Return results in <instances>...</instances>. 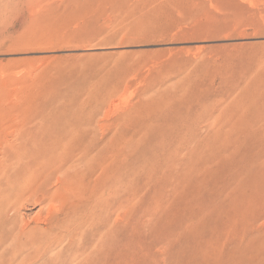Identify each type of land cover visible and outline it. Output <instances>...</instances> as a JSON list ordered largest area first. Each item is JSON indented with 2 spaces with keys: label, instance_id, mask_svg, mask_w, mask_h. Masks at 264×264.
I'll use <instances>...</instances> for the list:
<instances>
[{
  "label": "rangeland",
  "instance_id": "rangeland-1",
  "mask_svg": "<svg viewBox=\"0 0 264 264\" xmlns=\"http://www.w3.org/2000/svg\"><path fill=\"white\" fill-rule=\"evenodd\" d=\"M0 151L83 163L75 195L18 204L15 264L83 256L61 204L112 219L101 264H264V0H0Z\"/></svg>",
  "mask_w": 264,
  "mask_h": 264
},
{
  "label": "bare ground",
  "instance_id": "bare-ground-1",
  "mask_svg": "<svg viewBox=\"0 0 264 264\" xmlns=\"http://www.w3.org/2000/svg\"><path fill=\"white\" fill-rule=\"evenodd\" d=\"M67 152H70V151H67ZM74 152L76 153L77 151H74ZM63 153L65 154V151H47L46 156L44 157L43 160H41L40 158H38V154L35 151H0V264H15L17 260L19 259L22 250L26 247L33 246V240L30 241L29 239H26L24 241L19 231L21 230L20 225L23 224V222L20 224L21 219H19V211L21 212V210L18 209L19 208L18 204L20 202L22 204L21 205V209H22V208H25V206L28 204L27 202H29L27 198L31 200V197L33 196L34 193H35L34 203L43 205L44 202L46 201L54 202L55 200L64 198L68 196L69 194L73 195L74 192H77L76 187L80 179L82 178L81 166L83 165V163L82 161H77L72 164H66L62 162L60 163L58 159H60L61 154L63 157L64 155ZM108 153L111 154L110 151H108ZM66 154L65 156H67L69 153L67 155ZM69 156L66 158L69 159ZM110 165H111V162L109 166ZM96 169H97L96 171H98L97 167ZM39 170H41V174L44 170H47L48 173L46 174L44 173L43 175L40 174V179L38 180L39 178L38 176L36 181L34 179L32 184L26 183L27 181L25 180L28 174L31 172L30 174L36 175L37 171ZM93 170H94V164H93ZM102 170L104 171V169ZM53 181L57 182L56 185L58 184L57 189L54 188L55 191L47 188L46 190L41 189V191L38 192V189H39L38 187L33 191L34 186L39 185L40 187L42 186L48 187ZM92 185H95V182ZM97 185L98 184L96 181V186ZM30 191H33L34 193H30L31 195H29V197L28 196L26 197L27 193ZM90 192H93V190ZM56 195L58 199H55ZM94 203L96 205L100 204V202H97L96 199ZM43 208L45 207H42L39 211L41 212ZM51 209L52 211H54L53 213H55L57 217L55 215L52 216V212L49 211L48 219L46 220V222L51 224L50 230L52 232H56L57 235L60 236L64 234L63 230L66 229V233L64 237L66 236L70 237L71 244L72 246L75 247V250H77V253H80L81 250L84 251L83 254H80L83 256L77 257L76 260L70 262L69 264H101L100 263L101 258L99 259V257L104 253L107 246L111 244L113 234H114L112 219L110 217L108 219L105 218V220L107 221V222L105 221V224H108L109 227L106 229L107 231H104L102 230V228L101 229H97V227L91 228L89 225L86 226V225H81V224L79 225L72 224L78 213L76 211L74 212H72L71 210L68 211V209H66L65 206H62V204L55 205V206L53 205ZM89 218H91V216ZM101 220H103V217L101 218ZM92 221H94V218H92L91 222ZM94 223H96V221ZM25 227L26 226H24V228ZM22 234H25V232ZM89 234H92V238H93L92 241H94L93 242L94 248L91 249V252L86 253L85 252L86 248L84 247L83 243L79 246H76V245L79 244V243L77 244V241L81 242L84 238H87L85 236L86 235L89 236Z\"/></svg>",
  "mask_w": 264,
  "mask_h": 264
}]
</instances>
